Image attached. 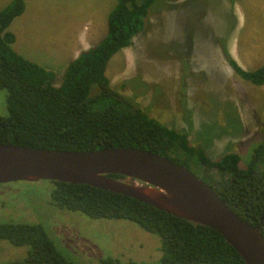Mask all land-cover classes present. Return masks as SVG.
<instances>
[{"label":"rangeland","instance_id":"rangeland-1","mask_svg":"<svg viewBox=\"0 0 264 264\" xmlns=\"http://www.w3.org/2000/svg\"><path fill=\"white\" fill-rule=\"evenodd\" d=\"M11 1L0 0V10ZM23 2L24 12L7 29L15 37L11 48L55 71L58 86L68 62L105 36L101 13L117 0ZM224 52L247 71L264 65V9L258 0H156L143 30L111 58L105 75L114 91L149 118L186 133L210 160L234 153L244 168L255 145L264 143V85L240 79ZM6 98L1 89L0 117L7 116ZM52 190L47 181L0 185V225H41L73 264L159 262L156 235L126 220L58 209L50 202ZM27 251L0 240V264L22 261Z\"/></svg>","mask_w":264,"mask_h":264},{"label":"trees","instance_id":"trees-1","mask_svg":"<svg viewBox=\"0 0 264 264\" xmlns=\"http://www.w3.org/2000/svg\"><path fill=\"white\" fill-rule=\"evenodd\" d=\"M156 0H117L106 18V34L56 74L17 54L7 29L25 9L12 0L0 10V90L7 92V116L0 117V143L59 151L140 148L184 166L202 179L242 221L259 226L264 236V143L255 145L244 168L227 153L210 160L188 135L149 118L137 105L111 88L108 62L130 46L144 28ZM232 71L255 86L264 85V65L242 69L223 53ZM125 179L122 176H109ZM50 202L58 209L91 219L126 220L160 240L157 264H244L214 230L176 218L135 199L88 185L49 182ZM0 240L27 247L22 261L6 264H73L55 247L41 225H0Z\"/></svg>","mask_w":264,"mask_h":264},{"label":"water","instance_id":"water-1","mask_svg":"<svg viewBox=\"0 0 264 264\" xmlns=\"http://www.w3.org/2000/svg\"><path fill=\"white\" fill-rule=\"evenodd\" d=\"M109 176H122L129 184ZM88 185L147 204L217 232L244 264H264V236L234 214L184 166L140 148L59 151L0 143V185L18 182Z\"/></svg>","mask_w":264,"mask_h":264},{"label":"crops","instance_id":"crops-1","mask_svg":"<svg viewBox=\"0 0 264 264\" xmlns=\"http://www.w3.org/2000/svg\"><path fill=\"white\" fill-rule=\"evenodd\" d=\"M258 2H260V4H261V8L264 9V0H258ZM111 10H112V9H111ZM111 10H110V11H111ZM108 13H109V12L101 13V14H105V18H104V20L107 18ZM252 14L254 15L255 13L252 12ZM99 18H100V20H101V17H100V16H99ZM74 42H75V41H74ZM89 48H90V47H89ZM89 48H87V49H89ZM87 49H83L82 51H85V50H87ZM82 51H81V52H82ZM67 52H68V51H67ZM81 52H80V53H81ZM68 53H69V52H68ZM80 53H79V54H80ZM79 54H78V55H79ZM78 55H76L75 58H76ZM75 58L73 57L70 61L74 60ZM70 61H69V62H70ZM40 62H44V63H46V60L43 59V61H40ZM69 62H68V63H69ZM47 63H48V62H47ZM37 64H38V63H37ZM42 64H43V63H42ZM43 65L45 66V68H47V69H49V70H52V69H50L49 67H47L45 64H43ZM43 65H42V66H43ZM44 66H43V67H44ZM54 72H55V71H54ZM55 74H56V72H55Z\"/></svg>","mask_w":264,"mask_h":264}]
</instances>
